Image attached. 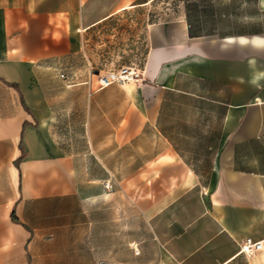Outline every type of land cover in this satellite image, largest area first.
<instances>
[{
	"label": "crops",
	"instance_id": "obj_1",
	"mask_svg": "<svg viewBox=\"0 0 264 264\" xmlns=\"http://www.w3.org/2000/svg\"><path fill=\"white\" fill-rule=\"evenodd\" d=\"M0 264H264V0H0Z\"/></svg>",
	"mask_w": 264,
	"mask_h": 264
},
{
	"label": "built area",
	"instance_id": "obj_2",
	"mask_svg": "<svg viewBox=\"0 0 264 264\" xmlns=\"http://www.w3.org/2000/svg\"><path fill=\"white\" fill-rule=\"evenodd\" d=\"M138 73L133 69L122 68L119 71H113L106 74H98V85L100 88H105L113 84H128L133 81ZM108 189L111 188L110 185H106ZM263 250V244L261 242L253 243L251 240H247L241 248V251L246 255H252L255 252Z\"/></svg>",
	"mask_w": 264,
	"mask_h": 264
},
{
	"label": "rangeland",
	"instance_id": "obj_3",
	"mask_svg": "<svg viewBox=\"0 0 264 264\" xmlns=\"http://www.w3.org/2000/svg\"><path fill=\"white\" fill-rule=\"evenodd\" d=\"M142 62L143 61H141V62H126V63H122V64H124V67H122V68L133 69V70H135L136 73H138L139 70H140V66H141ZM118 64H121V63L117 62V63H115V66H117ZM122 68H120V69H122Z\"/></svg>",
	"mask_w": 264,
	"mask_h": 264
}]
</instances>
